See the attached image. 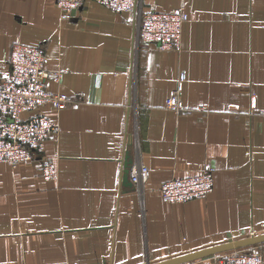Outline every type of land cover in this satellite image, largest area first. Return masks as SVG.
I'll use <instances>...</instances> for the list:
<instances>
[{"label": "crops", "instance_id": "1", "mask_svg": "<svg viewBox=\"0 0 264 264\" xmlns=\"http://www.w3.org/2000/svg\"><path fill=\"white\" fill-rule=\"evenodd\" d=\"M141 2L184 4L179 50L138 42L134 13L94 0L66 21L56 0H0V79L17 42L43 47L46 68L64 71L47 88L70 100L41 109L59 125L45 143L52 176L0 164V264H155L264 233V0ZM181 73L175 112L165 104ZM136 164L149 168L143 187ZM206 164L205 199L163 200L164 182Z\"/></svg>", "mask_w": 264, "mask_h": 264}, {"label": "built area", "instance_id": "2", "mask_svg": "<svg viewBox=\"0 0 264 264\" xmlns=\"http://www.w3.org/2000/svg\"><path fill=\"white\" fill-rule=\"evenodd\" d=\"M117 13L135 14L138 42L155 45L160 50H179L183 25L188 21L184 4L170 12L145 11L141 0H94ZM86 0H56L60 19L66 21ZM10 74L0 79V164L13 169L22 164L39 163L46 177L54 174V166L44 157L45 143L58 131V122L42 108L54 112L64 109L69 97L60 91H50L47 82L61 83V68L47 69L43 47L17 42L9 57ZM186 74L181 73L176 88L166 100V108L182 110L180 94ZM26 113L31 115L26 116ZM133 184L143 187L149 180V168L144 164L131 167ZM215 168L206 164L201 172L164 182L159 193L170 204L205 199L213 190ZM256 234L254 231L251 235ZM216 264H264L261 245L246 247L213 257Z\"/></svg>", "mask_w": 264, "mask_h": 264}, {"label": "water", "instance_id": "3", "mask_svg": "<svg viewBox=\"0 0 264 264\" xmlns=\"http://www.w3.org/2000/svg\"><path fill=\"white\" fill-rule=\"evenodd\" d=\"M263 244H264V233L253 234L245 238L213 245L207 248H203L155 264H187V263L211 258L218 254L230 252L233 250H238L246 247L263 245Z\"/></svg>", "mask_w": 264, "mask_h": 264}, {"label": "rangeland", "instance_id": "4", "mask_svg": "<svg viewBox=\"0 0 264 264\" xmlns=\"http://www.w3.org/2000/svg\"><path fill=\"white\" fill-rule=\"evenodd\" d=\"M211 258H213V257H211ZM214 261H217L216 259H214Z\"/></svg>", "mask_w": 264, "mask_h": 264}]
</instances>
